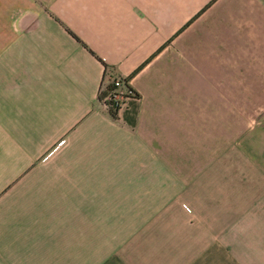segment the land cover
Wrapping results in <instances>:
<instances>
[{
	"label": "crops",
	"instance_id": "crops-1",
	"mask_svg": "<svg viewBox=\"0 0 264 264\" xmlns=\"http://www.w3.org/2000/svg\"><path fill=\"white\" fill-rule=\"evenodd\" d=\"M0 264H264V0H0Z\"/></svg>",
	"mask_w": 264,
	"mask_h": 264
},
{
	"label": "trees",
	"instance_id": "trees-1",
	"mask_svg": "<svg viewBox=\"0 0 264 264\" xmlns=\"http://www.w3.org/2000/svg\"><path fill=\"white\" fill-rule=\"evenodd\" d=\"M120 78L121 83L117 85L116 79ZM116 93H120L122 98H117ZM137 95V92L128 84V79L122 76H112L100 90L99 98L110 109L112 114L116 115L118 110L126 103L130 96Z\"/></svg>",
	"mask_w": 264,
	"mask_h": 264
},
{
	"label": "built area",
	"instance_id": "built-area-1",
	"mask_svg": "<svg viewBox=\"0 0 264 264\" xmlns=\"http://www.w3.org/2000/svg\"><path fill=\"white\" fill-rule=\"evenodd\" d=\"M115 83H116L117 85H119V84L121 83V79H120V78L116 79ZM115 96H116L117 98H122V95H121L120 93H116ZM188 209H189V208H188Z\"/></svg>",
	"mask_w": 264,
	"mask_h": 264
}]
</instances>
